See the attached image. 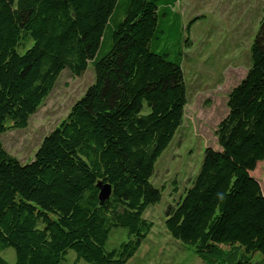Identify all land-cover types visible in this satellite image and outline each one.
I'll list each match as a JSON object with an SVG mask.
<instances>
[{
  "label": "trees",
  "instance_id": "1",
  "mask_svg": "<svg viewBox=\"0 0 264 264\" xmlns=\"http://www.w3.org/2000/svg\"><path fill=\"white\" fill-rule=\"evenodd\" d=\"M182 1L0 0V264H125L137 251L153 226L144 213L162 196L155 165L188 102L183 62L199 17ZM65 72L92 80L22 161L3 137L28 126ZM226 107L164 225L206 264H255L264 257V190L252 175L264 160V9ZM117 228L128 238L107 249Z\"/></svg>",
  "mask_w": 264,
  "mask_h": 264
},
{
  "label": "rangeland",
  "instance_id": "2",
  "mask_svg": "<svg viewBox=\"0 0 264 264\" xmlns=\"http://www.w3.org/2000/svg\"><path fill=\"white\" fill-rule=\"evenodd\" d=\"M180 4L178 7L184 13L199 17L191 27L192 44L196 40L197 43L186 52L183 62L188 88L184 121L177 138L172 139L157 161L164 160V165L159 172L155 165L151 177L155 185L162 186L160 201L149 206L144 213L153 221V226L125 264H206L169 234L164 225V210L190 185L206 145L215 142L213 131L226 113L228 91L247 70L249 47L264 9V0H183L182 7ZM91 80L92 72L77 78L67 72L61 74L54 89L30 118L28 126L9 131L3 137L6 149L22 161L29 158L40 137L66 115ZM252 175L264 190V160L257 164ZM156 176L158 179H154ZM127 238L125 229H114L106 241V248L110 249ZM227 253L225 250L221 255L233 262L237 254ZM1 255L10 262L15 260L12 248L5 249ZM74 260L75 255L71 252L67 263ZM253 261L264 264V257L254 256ZM75 264L88 263L79 260Z\"/></svg>",
  "mask_w": 264,
  "mask_h": 264
},
{
  "label": "water",
  "instance_id": "3",
  "mask_svg": "<svg viewBox=\"0 0 264 264\" xmlns=\"http://www.w3.org/2000/svg\"><path fill=\"white\" fill-rule=\"evenodd\" d=\"M109 195V186H103L101 187L100 197L106 198Z\"/></svg>",
  "mask_w": 264,
  "mask_h": 264
}]
</instances>
